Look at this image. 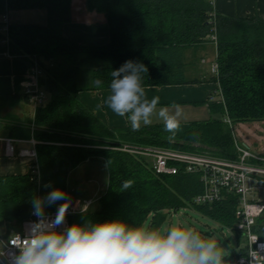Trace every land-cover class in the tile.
Instances as JSON below:
<instances>
[{
  "label": "trees",
  "instance_id": "trees-1",
  "mask_svg": "<svg viewBox=\"0 0 264 264\" xmlns=\"http://www.w3.org/2000/svg\"><path fill=\"white\" fill-rule=\"evenodd\" d=\"M85 1L88 11L101 13L107 20L109 39L105 44L84 43L63 35V26L73 19L76 0H0V26L7 13L45 12L44 24L11 22L8 44L3 43L5 34L0 31V52L8 50L29 65L38 58L44 73L40 83L49 96L37 109L34 121L30 117L20 121L14 114L2 116V110L19 97L0 96V130L8 137H34L40 166L39 182L32 180L30 172L0 175V233L7 228L20 230L33 210L32 199L46 197L55 188L69 196L71 172L84 162L96 161L107 166V187L91 208L70 217V225L120 219L145 226L150 220L148 226L161 228L172 212L186 208L216 222L221 229L230 228L241 245L244 235L235 228L236 194H225L212 203H195L204 190L199 173L157 174L148 159L119 148L126 144L173 147L237 159L232 128L220 115H228L233 125L264 122V20L216 14L208 0ZM214 33L219 78L213 75L209 80L219 82L223 100L207 102L215 117L180 122L174 139H168L163 123L142 125L138 131L130 124L111 127L81 100L82 92L107 90L111 71L128 60L147 67L144 87L199 82L187 77L191 63L187 55H194L192 62L200 59ZM96 80L104 83L97 86ZM125 180L133 182L127 190L122 188ZM47 184L51 187H45ZM62 203L46 206L45 213ZM254 231L264 239V212Z\"/></svg>",
  "mask_w": 264,
  "mask_h": 264
},
{
  "label": "clouds",
  "instance_id": "clouds-1",
  "mask_svg": "<svg viewBox=\"0 0 264 264\" xmlns=\"http://www.w3.org/2000/svg\"><path fill=\"white\" fill-rule=\"evenodd\" d=\"M147 67L138 61H125L111 71L107 83L106 107L115 115L125 118L133 131L150 126L153 116L163 122L169 140L180 131V105L159 107L161 97L149 98L143 84ZM97 86L104 83L95 81ZM125 180L122 188L132 187ZM51 187V184L45 185ZM64 201L54 218L45 213V207ZM32 215L37 219L29 223L23 241L13 238L17 252L0 250V258L7 264H227L225 252L217 241L205 237L190 226L173 224L167 228L130 225L120 219L93 223L65 224L69 197L59 188L46 197L32 199ZM84 211V209H82Z\"/></svg>",
  "mask_w": 264,
  "mask_h": 264
},
{
  "label": "built area",
  "instance_id": "built-area-1",
  "mask_svg": "<svg viewBox=\"0 0 264 264\" xmlns=\"http://www.w3.org/2000/svg\"><path fill=\"white\" fill-rule=\"evenodd\" d=\"M208 1L214 7L216 0ZM9 25L10 18L7 13L3 15L0 26V31L5 34L3 38L4 44L9 43ZM211 42L217 45L215 33L211 35ZM0 57L12 58L14 56L6 50L0 52ZM211 73L219 78V64L217 61L212 63ZM29 75L31 80L26 84L24 93L31 107L30 118L34 121L37 109L49 99L47 89L40 83V78L44 73L38 58H33V62L29 67ZM216 84V90L207 98L208 103L223 100L219 82H216ZM224 122L232 128L233 122L228 115ZM31 126L34 128L33 122ZM234 140L239 152L237 159H226L213 156L208 152H192L173 147L126 144L119 149L148 159L157 174L174 175L180 171L199 173L204 190L195 197V203H212L223 199L225 194H236L239 197V204L236 210L237 222L235 228L244 235V241L242 242L244 247L242 248V254L236 255L229 264H264V239H261L254 231L257 219L264 212V165L252 162V160L264 162V156L252 153L250 147L242 144L235 136ZM0 141L4 145L5 157H25L29 159L28 172L32 174V180L39 182L40 166L36 149L38 141L34 137L19 139L8 136L0 137ZM18 143H30L32 148H18ZM96 200L94 198H82L69 201L65 224L61 226V230L70 226L69 219L71 216L86 212ZM59 205L53 212L46 215L54 218ZM32 211L30 216L21 223L20 230L15 231L8 237H0V250L17 252L18 254V249L12 246V241L13 238L20 241L25 239L29 223L37 219L32 215ZM172 213V215L176 214L175 212ZM0 264H7V261L4 258H0Z\"/></svg>",
  "mask_w": 264,
  "mask_h": 264
},
{
  "label": "crops",
  "instance_id": "crops-1",
  "mask_svg": "<svg viewBox=\"0 0 264 264\" xmlns=\"http://www.w3.org/2000/svg\"><path fill=\"white\" fill-rule=\"evenodd\" d=\"M75 10H81V7H76ZM214 11L216 14L238 16L242 18L258 16L264 20V0H216ZM78 14H75L73 11L72 21L63 26V35L69 39L84 43L105 44L109 39V26L105 16L96 11H88V14L83 17L78 16ZM85 17L88 18V20H85ZM11 22L17 21L10 19V23ZM44 23L46 22H40L38 24ZM207 45V49L204 52H200V59H194L192 62L194 55L192 53H188L187 55L188 61L190 62L191 60L190 65L187 67V77L192 80L198 79L199 82L162 87H145L149 98L153 95H159L161 97V104L158 106L157 110H159V107L169 108V106L185 103H203L209 108L207 98L217 88L216 82L209 80V78L213 76L211 73V65L216 61L217 48L216 44L213 42ZM29 67V63L25 60L14 57H0V96L16 94L19 97L17 100L18 102L13 105H7L4 109H6L7 112H11L9 114L17 116L20 121L27 120L31 115V107L24 93L26 84L31 80ZM107 94V90H105L94 93L82 92L80 96L83 103L93 110L99 118L109 126L124 127L129 125L125 118L115 115L106 107L105 100ZM170 112H174V110ZM152 119V124L163 123L156 116H153ZM3 136H6L5 131L1 129L0 137ZM17 145L18 148H26L25 145L32 146L30 143H18ZM29 162V159L25 157H5L4 145L3 142L0 141V175L26 174L28 173ZM91 162L92 161L84 162L74 169L70 176L75 170H79L82 166L91 164ZM104 164L105 163H103V165ZM76 179L78 181L77 188H74L69 180V197L73 199L93 196L96 193V189L103 187V190H105L107 187V185H104L103 181L100 183L98 182L101 180L95 178L94 173H91V176L87 177V179L83 174H80ZM228 229L232 232L230 228Z\"/></svg>",
  "mask_w": 264,
  "mask_h": 264
},
{
  "label": "rangeland",
  "instance_id": "rangeland-1",
  "mask_svg": "<svg viewBox=\"0 0 264 264\" xmlns=\"http://www.w3.org/2000/svg\"><path fill=\"white\" fill-rule=\"evenodd\" d=\"M76 7H81V10H75ZM83 9V10H82ZM80 11V12H79ZM74 12L78 16H85L88 14L85 0H76L74 5ZM87 17V16H86ZM85 17V20L88 18ZM9 18L17 22L22 23H40L46 22V14L43 10H23L20 12L10 13ZM182 109V116L180 117V122H197V121H207L215 117L209 110L208 106L203 103H185L180 105ZM169 110H174L172 106H169ZM15 112V111H14ZM11 112H7L6 109H3L1 112L2 116H6ZM16 113V112H15ZM226 114L220 115L221 119L224 121ZM4 121V120H2ZM233 135L242 143L250 147L252 153L260 156H264V122H254V123H240L232 126ZM26 148L31 149L32 146L25 145ZM255 164H262L261 161L252 160ZM264 165V164H263ZM91 173L95 174V178H98L99 183L103 181L104 185L108 183V169L107 166L102 162L92 161L91 164L82 166L81 169L75 170L70 176L69 180L71 185L74 188H77V179L79 175L83 174L87 177L91 176ZM86 174V175H85ZM104 188L100 187L95 190V195L84 198H94L97 199L102 194ZM69 197V196H68ZM82 199V198H80ZM76 200L72 197H69V201ZM150 220L147 221V226L149 225ZM173 224H180L184 226H190L197 230L199 233L206 234L207 237L213 238L217 241L219 246L225 252V260L227 264L231 262L234 258V254L237 251L239 239L238 237L231 232L228 228L221 229L220 225L216 222L207 219L201 214L191 210L182 208L177 212V215H169L166 223L161 227L167 228ZM15 232V229L7 228L5 231L0 233V237H8ZM1 248V245H0Z\"/></svg>",
  "mask_w": 264,
  "mask_h": 264
},
{
  "label": "water",
  "instance_id": "water-1",
  "mask_svg": "<svg viewBox=\"0 0 264 264\" xmlns=\"http://www.w3.org/2000/svg\"><path fill=\"white\" fill-rule=\"evenodd\" d=\"M243 247H244V244L242 243L237 249V255H241L242 254V248Z\"/></svg>",
  "mask_w": 264,
  "mask_h": 264
}]
</instances>
